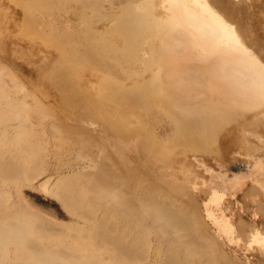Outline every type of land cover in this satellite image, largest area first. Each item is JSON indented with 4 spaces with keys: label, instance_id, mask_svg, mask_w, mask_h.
I'll return each mask as SVG.
<instances>
[{
    "label": "bare ground",
    "instance_id": "bare-ground-1",
    "mask_svg": "<svg viewBox=\"0 0 264 264\" xmlns=\"http://www.w3.org/2000/svg\"><path fill=\"white\" fill-rule=\"evenodd\" d=\"M8 1L21 10L30 40L55 58L27 83L0 52V264H231L203 226V190H160L145 180L155 176L148 162L137 161L164 164L172 143L201 158L238 119L233 129L259 134L263 20L247 0ZM2 7L0 35L9 19ZM152 115L169 132L171 125L169 144L157 141ZM94 125L103 137L89 132ZM135 138L139 157L124 145ZM50 142L70 155L79 150L68 174L48 169ZM42 177L41 190L71 223L13 200L22 184Z\"/></svg>",
    "mask_w": 264,
    "mask_h": 264
},
{
    "label": "rangeland",
    "instance_id": "rangeland-1",
    "mask_svg": "<svg viewBox=\"0 0 264 264\" xmlns=\"http://www.w3.org/2000/svg\"><path fill=\"white\" fill-rule=\"evenodd\" d=\"M236 2H240V0H236ZM247 2V5H251L252 10H254L255 13H258L256 15L259 16V19L263 20V25L259 24V28L264 37V0H247ZM0 4L3 6V11L8 13L7 17H9V19L6 18L1 23L3 32L0 35V52L6 57V60H4L10 63L13 68L17 69L16 71L19 72L22 79L25 82L27 81V83H31L37 78L36 75L38 74V69L43 65H48L52 62L54 63V51L51 50V48L48 49L42 47L43 45L37 40H30L31 37L27 35L26 28L21 25L22 14L17 6L9 3L8 0H0ZM23 29L26 32L25 34ZM42 55L46 56L43 57ZM9 56L10 58H8ZM20 72H23V74ZM25 74H27V76ZM48 104H51V102ZM256 119L258 120H256L257 122H261V126H259V134H252V132L249 133V129L246 131H242L243 128L239 129V131L237 129L238 132L233 129L237 123H240V121L243 122L242 119H238L233 125L229 124L226 129L224 128L225 130L221 134V138L223 139L225 137L228 139L230 136V139L228 140H230L231 143L229 141L225 142L227 139L224 138L225 141H223L221 146L218 144L217 146L215 145L218 148V152L221 150L219 154H222L220 155L222 158H217L219 157L217 155L214 157L217 153L216 147L212 148L210 152L206 153V155L205 153L203 155H198L201 158H196L191 157L192 154L188 153V150H186L185 147L183 148L182 146L179 147L177 145L178 147L176 148L175 144L172 143L173 154L169 158L170 161H167V156H164V159H162L164 164H162L160 161L153 162L151 161L152 159L138 156L137 148L140 144L138 138L130 139L129 142L124 144L129 156L139 157L137 161L138 163H141L142 161L148 162V166L153 169V172L155 171V176L153 177V174H151V176L148 175L150 177L144 176L145 180L154 181L155 183L152 182L151 184L154 183L157 187L161 186L159 188L160 190L164 188H166V190L173 188V190H176L175 192H182V190L178 191L177 189H185L187 187L191 189L193 194H202L201 190H203L205 195H203L204 198H201L198 194V209L201 216H203V226H205L207 234H210L209 236L213 239V243L215 240L217 246L229 254L230 259H232L231 264H244V262L245 264H264V116L260 119ZM150 120L156 123L154 126L155 135H160L159 137L156 136L157 141L159 143H168V139L174 132L171 125L169 126V132V130L161 124L165 123L163 117H155L152 115L150 116ZM45 127L47 131L49 125H46ZM88 128H90L89 132L95 133L99 137H103L102 132L95 130V125L89 126ZM96 129H99V126H96ZM48 132H50L49 129ZM231 132L234 134L232 135ZM63 145L61 142H50L47 149L49 161L47 167L53 173L56 170H63L61 174L65 175L66 173H69V170H67L69 164L75 162L73 160H75L80 154H78L79 150L76 149L72 151L74 152L76 150L73 155H70L69 152L67 154L68 148ZM184 149L189 157L187 156L184 158V154H182L185 153ZM247 149L249 150V153ZM112 150L113 149L110 148V152L114 153ZM94 151L96 152L97 149L95 148ZM212 153L215 154L213 155ZM156 155L160 157L159 154ZM79 158L80 157H78V159ZM89 164L90 161H87L83 166L89 167ZM161 165L163 167H161ZM175 174L176 176L174 177ZM58 177V174L53 175L52 182L50 183L51 186L52 183L56 182L55 180H57ZM45 179L47 178L42 177L34 181L32 184H22L18 188L19 190H17L21 191V193L15 191L17 194L14 193L13 200L17 202L18 199V202L24 206L25 209H35L40 211L44 214L42 216V218L45 216L44 219L53 220L55 223H71L72 216L68 214L67 210L65 211L64 208H62V204L58 202L56 198L44 192V190H41L40 186L46 181ZM162 185L164 188H162ZM47 187H49V185ZM182 195H177L178 199H181ZM183 196L185 197L187 194H184ZM173 197L176 199V196ZM15 198L17 199L15 200ZM243 226H246L245 230H243L245 233L241 230ZM227 260L229 259L225 256L224 262Z\"/></svg>",
    "mask_w": 264,
    "mask_h": 264
}]
</instances>
